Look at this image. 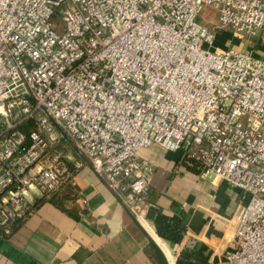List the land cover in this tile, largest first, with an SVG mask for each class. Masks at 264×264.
Instances as JSON below:
<instances>
[{
	"label": "built area",
	"instance_id": "obj_1",
	"mask_svg": "<svg viewBox=\"0 0 264 264\" xmlns=\"http://www.w3.org/2000/svg\"><path fill=\"white\" fill-rule=\"evenodd\" d=\"M257 31L264 0H0L2 235L81 158L142 220L154 169L139 150L158 144L248 196L233 249L207 264H264V56L215 43Z\"/></svg>",
	"mask_w": 264,
	"mask_h": 264
},
{
	"label": "crops",
	"instance_id": "obj_2",
	"mask_svg": "<svg viewBox=\"0 0 264 264\" xmlns=\"http://www.w3.org/2000/svg\"><path fill=\"white\" fill-rule=\"evenodd\" d=\"M211 13L212 23L215 14L206 11ZM215 43L264 56L262 31L250 37L219 33ZM56 145L70 162L80 159L65 140ZM139 156L154 169L142 220L81 158L54 195L29 191L32 213L9 236L0 232V264H207L231 251L235 214L247 194L218 175L203 176L182 150L151 144ZM156 215L165 217V224L157 223ZM178 223L183 227L179 240L161 234L164 226L166 231Z\"/></svg>",
	"mask_w": 264,
	"mask_h": 264
},
{
	"label": "trees",
	"instance_id": "obj_3",
	"mask_svg": "<svg viewBox=\"0 0 264 264\" xmlns=\"http://www.w3.org/2000/svg\"><path fill=\"white\" fill-rule=\"evenodd\" d=\"M22 129H27L28 127L25 126L24 124L21 126ZM185 160L186 162H188L190 165H192V167L194 168H198V164L194 163L193 161H191L189 158L185 157ZM188 167V166H187ZM200 170V169H199ZM156 221L157 223H161V224H165L164 220L166 219L165 217L163 216H160V215H156ZM169 226V225H168ZM165 228V226H164ZM164 228H163V231L161 230V234L162 235H168L170 236L173 240H179L180 238V233L183 229V227L178 223L177 226H171L169 229L167 228L166 231H164Z\"/></svg>",
	"mask_w": 264,
	"mask_h": 264
},
{
	"label": "rangeland",
	"instance_id": "obj_4",
	"mask_svg": "<svg viewBox=\"0 0 264 264\" xmlns=\"http://www.w3.org/2000/svg\"><path fill=\"white\" fill-rule=\"evenodd\" d=\"M206 11H208V9H206L205 11L203 10L202 11V13H201V16L200 17H198L196 20L199 22V23H203V24H206V25H209L210 23H211V20L213 19L212 17V13L211 14H206ZM212 12H213V15H214V11L212 10ZM242 44V46L244 45L243 43V41L241 42ZM204 46H206V45H204ZM252 50V49H251ZM251 50H249V51H247V52H249V53H251L250 51ZM66 142H68V144H71V146H72V142H70L69 140H67Z\"/></svg>",
	"mask_w": 264,
	"mask_h": 264
}]
</instances>
